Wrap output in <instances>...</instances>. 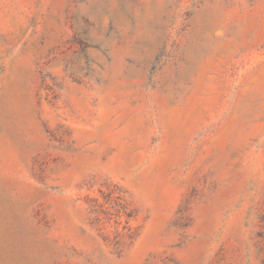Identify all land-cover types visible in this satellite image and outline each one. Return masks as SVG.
I'll use <instances>...</instances> for the list:
<instances>
[{
    "label": "rangeland",
    "instance_id": "1",
    "mask_svg": "<svg viewBox=\"0 0 264 264\" xmlns=\"http://www.w3.org/2000/svg\"><path fill=\"white\" fill-rule=\"evenodd\" d=\"M0 264H264V0H0Z\"/></svg>",
    "mask_w": 264,
    "mask_h": 264
}]
</instances>
